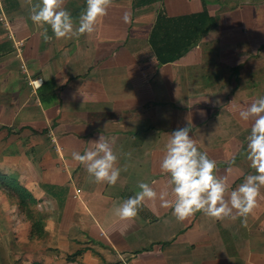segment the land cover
Listing matches in <instances>:
<instances>
[{
  "label": "crops",
  "instance_id": "crops-1",
  "mask_svg": "<svg viewBox=\"0 0 264 264\" xmlns=\"http://www.w3.org/2000/svg\"><path fill=\"white\" fill-rule=\"evenodd\" d=\"M63 7L78 25L87 5ZM30 9L29 0H0V175L35 200L45 235L30 237L24 213L29 229L16 235L13 201L0 190V264H264V199L246 227L203 212L181 222L159 200L133 221L115 215L139 182L164 188L169 134L189 122L232 190L256 174L253 121L236 109L264 96V0H113L91 35L56 39L49 27L47 42ZM205 14L208 33L192 32ZM159 19L183 20L170 33L194 44L172 63L160 64L151 44ZM101 135L118 156L115 185L94 182L72 158Z\"/></svg>",
  "mask_w": 264,
  "mask_h": 264
},
{
  "label": "clouds",
  "instance_id": "clouds-1",
  "mask_svg": "<svg viewBox=\"0 0 264 264\" xmlns=\"http://www.w3.org/2000/svg\"><path fill=\"white\" fill-rule=\"evenodd\" d=\"M29 3L30 19L41 29L40 35L47 42L52 38L48 35L49 27L56 39L91 35L97 22L107 15L113 0H86L87 7L81 12L78 25L71 12L63 7L65 0H39L35 4L29 0ZM83 96L86 100L87 97ZM236 110L241 120L253 121L247 137V159L256 174L247 175L243 183L232 190L226 179L216 175V161L200 151L197 141L189 135L192 128L189 122L187 127L169 134L159 165L161 172L169 177L164 188L157 192L152 184L139 182L140 191L116 207L115 215L121 221H133L142 207L150 202L155 209L159 200L160 207L171 208L181 222L203 212L217 220L243 218L241 223L246 227L247 217L264 199L261 193L264 188V96L246 107L238 106ZM88 143L93 146L83 154L73 151L72 158L85 166L94 182L115 185L121 169L117 167L118 156L112 145L102 135ZM129 226L125 225L121 234Z\"/></svg>",
  "mask_w": 264,
  "mask_h": 264
},
{
  "label": "trees",
  "instance_id": "trees-1",
  "mask_svg": "<svg viewBox=\"0 0 264 264\" xmlns=\"http://www.w3.org/2000/svg\"><path fill=\"white\" fill-rule=\"evenodd\" d=\"M206 13V12H204ZM205 19H195L193 23L192 32L201 31V35L208 33L213 23H209L204 27V23L208 18V14L204 16ZM183 20H171L163 21L159 19L156 27L152 33L151 44L155 50L158 61L160 64H167L177 61L187 53L194 44L190 46H183L185 42V34L183 35H171L172 30L182 31L177 25ZM175 22V25L172 23ZM177 26V27H176ZM180 26V25H179ZM163 31V34H161ZM160 32V33H159ZM157 38L158 43L155 42ZM199 38V36H198ZM0 190L3 191L11 200H16L19 202L20 210L25 214L27 220L31 224V234L32 239L43 237L45 235L44 227L42 225L41 217L32 210V204H34L33 198L28 194L26 189L20 183L15 180H10L4 175H0ZM77 256V254L75 255Z\"/></svg>",
  "mask_w": 264,
  "mask_h": 264
},
{
  "label": "rangeland",
  "instance_id": "rangeland-1",
  "mask_svg": "<svg viewBox=\"0 0 264 264\" xmlns=\"http://www.w3.org/2000/svg\"><path fill=\"white\" fill-rule=\"evenodd\" d=\"M13 201L11 205V209H13L14 212H16V216H13V213H9L11 216H13V218H15L17 221L16 223L17 224H14V227H13V232H15L16 235H19L21 236L22 235V231H25L27 232L29 227H28V224L23 220V212L20 210L19 208V202L16 201V200H11ZM34 212L36 211V209L34 208L33 210ZM37 212V211H36ZM10 216V217H11ZM25 217V215H24ZM26 218V217H25Z\"/></svg>",
  "mask_w": 264,
  "mask_h": 264
},
{
  "label": "built area",
  "instance_id": "built-area-1",
  "mask_svg": "<svg viewBox=\"0 0 264 264\" xmlns=\"http://www.w3.org/2000/svg\"><path fill=\"white\" fill-rule=\"evenodd\" d=\"M31 86L34 89H39L43 85V80L42 79H34L30 81ZM80 191H78L79 193Z\"/></svg>",
  "mask_w": 264,
  "mask_h": 264
}]
</instances>
